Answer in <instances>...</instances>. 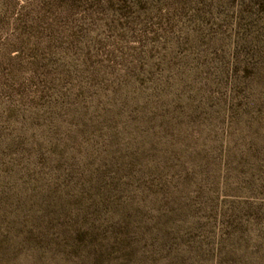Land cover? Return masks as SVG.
Instances as JSON below:
<instances>
[{"label": "rangeland", "instance_id": "rangeland-1", "mask_svg": "<svg viewBox=\"0 0 264 264\" xmlns=\"http://www.w3.org/2000/svg\"><path fill=\"white\" fill-rule=\"evenodd\" d=\"M0 264H264V0H0Z\"/></svg>", "mask_w": 264, "mask_h": 264}]
</instances>
